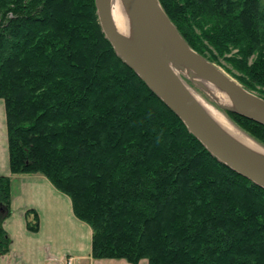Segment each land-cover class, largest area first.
Returning a JSON list of instances; mask_svg holds the SVG:
<instances>
[{
	"label": "trees",
	"instance_id": "trees-1",
	"mask_svg": "<svg viewBox=\"0 0 264 264\" xmlns=\"http://www.w3.org/2000/svg\"><path fill=\"white\" fill-rule=\"evenodd\" d=\"M160 1L193 48L224 56L264 97V0ZM0 98L11 173L43 174L70 196L93 257L264 264V188L214 157L118 56L96 0H0ZM221 110L264 145V124ZM11 199L0 174V255ZM26 214L38 231L36 209Z\"/></svg>",
	"mask_w": 264,
	"mask_h": 264
},
{
	"label": "water",
	"instance_id": "water-1",
	"mask_svg": "<svg viewBox=\"0 0 264 264\" xmlns=\"http://www.w3.org/2000/svg\"><path fill=\"white\" fill-rule=\"evenodd\" d=\"M121 1L130 20L129 35L120 32L116 26L113 0H96L100 25L118 56L181 118L214 157L264 188V151L246 145L222 127L184 76L207 92L216 106L262 124L264 97L193 48L160 0ZM205 81L218 87L229 102L219 101ZM261 146L264 148L263 144Z\"/></svg>",
	"mask_w": 264,
	"mask_h": 264
},
{
	"label": "crops",
	"instance_id": "crops-1",
	"mask_svg": "<svg viewBox=\"0 0 264 264\" xmlns=\"http://www.w3.org/2000/svg\"><path fill=\"white\" fill-rule=\"evenodd\" d=\"M0 174L11 175L12 213L4 225L10 234V250L0 264H133L126 258L92 256V228L74 213L68 194L45 175L10 170L6 106L0 98ZM39 214L38 231L28 228L27 210ZM32 218V214L30 215ZM138 264H148L141 258Z\"/></svg>",
	"mask_w": 264,
	"mask_h": 264
},
{
	"label": "bare ground",
	"instance_id": "bare-ground-1",
	"mask_svg": "<svg viewBox=\"0 0 264 264\" xmlns=\"http://www.w3.org/2000/svg\"><path fill=\"white\" fill-rule=\"evenodd\" d=\"M112 12L113 17L116 23L117 28L120 32H122L125 35H129L131 33V26H130V20L128 17V14L125 10V7L123 5V2L121 0H113L112 2ZM207 84V87L209 91L218 98L219 101L225 103L229 102L228 99L224 96V93L216 87L211 82L205 81ZM202 102V101H201ZM202 104L207 109V111L212 115V117L222 126L224 127L229 133H231L233 136H235L237 139L245 143L246 145L256 148L258 150L264 151V148L259 144L257 141H255L252 137L247 135L245 132H243L240 128L235 126L230 120V122L216 109L211 108L209 105L206 106L203 102ZM236 128H234L232 125Z\"/></svg>",
	"mask_w": 264,
	"mask_h": 264
},
{
	"label": "rangeland",
	"instance_id": "rangeland-1",
	"mask_svg": "<svg viewBox=\"0 0 264 264\" xmlns=\"http://www.w3.org/2000/svg\"><path fill=\"white\" fill-rule=\"evenodd\" d=\"M228 55H231V53H229ZM221 63H218L219 65H221L227 72H229L231 75H233L234 77L235 74H238V70H236L232 64L230 63V61L226 60L224 56L220 57ZM216 62V61H215ZM186 81L189 83V85L194 89V91L200 96V100L206 105V106H210L211 108L216 109L217 111H219L226 119H227V114L226 112H223L227 115H225L223 112H221L219 109H221L220 107L216 106V104L214 103V100L207 94V92H205L202 88H200L199 86H197L193 81H191L189 78L185 77ZM237 78V77H236ZM238 79V78H237ZM239 80V79H238ZM240 81V80H239ZM255 91V90H254ZM257 92V91H255ZM258 93V92H257ZM202 97V98H201ZM219 108V109H218ZM229 117V116H228ZM228 121L230 120L229 118L227 119ZM231 121V120H230ZM229 121V122H230ZM232 122V121H231ZM230 122V123H231ZM233 123V122H232ZM234 124V123H233ZM232 125V124H231ZM235 125V124H234ZM233 126V125H232ZM236 126V125H235ZM234 127V126H233ZM235 128V127H234ZM236 129V128H235Z\"/></svg>",
	"mask_w": 264,
	"mask_h": 264
},
{
	"label": "built area",
	"instance_id": "built-area-1",
	"mask_svg": "<svg viewBox=\"0 0 264 264\" xmlns=\"http://www.w3.org/2000/svg\"><path fill=\"white\" fill-rule=\"evenodd\" d=\"M68 264H72L73 263V258L70 257L68 260H67Z\"/></svg>",
	"mask_w": 264,
	"mask_h": 264
}]
</instances>
